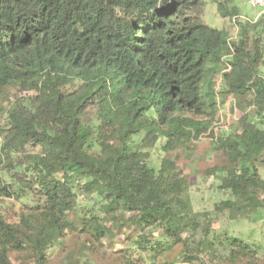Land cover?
I'll return each instance as SVG.
<instances>
[{
    "label": "trees",
    "instance_id": "trees-1",
    "mask_svg": "<svg viewBox=\"0 0 264 264\" xmlns=\"http://www.w3.org/2000/svg\"><path fill=\"white\" fill-rule=\"evenodd\" d=\"M202 5L0 0V197L37 198L17 220L0 213V264L26 250L42 264L46 248L71 230L110 240L107 222L122 221L121 213L130 214L127 224L137 230L128 253L138 250L149 259L140 264H153L177 243L186 264H205L200 255L213 264H253L257 253L264 258L258 243L213 225L223 215L251 219L264 209V78L258 70L264 42L249 39L250 27L260 23L241 24L238 41L229 42L225 30L200 21ZM230 46L234 54L219 94H247L243 109L251 110L219 134L213 149L221 163L206 171L229 197L198 212L176 161L165 157L155 167L149 149L166 138L162 149L172 151L207 129L217 111L215 78ZM90 102L98 106L99 123L78 117ZM80 192L94 195L98 210L80 204ZM156 228L158 237L151 234Z\"/></svg>",
    "mask_w": 264,
    "mask_h": 264
},
{
    "label": "rangeland",
    "instance_id": "rangeland-1",
    "mask_svg": "<svg viewBox=\"0 0 264 264\" xmlns=\"http://www.w3.org/2000/svg\"><path fill=\"white\" fill-rule=\"evenodd\" d=\"M218 3L221 4V9L218 8ZM221 11L231 12L223 15ZM258 8L253 7L246 0H203L201 13L199 15L200 21L210 27L225 30L230 42H237L239 38L240 26L243 23L255 25L260 23L257 28L249 30V39L252 42L254 39L262 36L264 42V19L259 18L255 21L254 17ZM233 12V13H232ZM244 16L248 20L240 21L235 25L231 23L233 16ZM262 57L259 63V74L264 78V44L260 46ZM225 64H222V68ZM216 85L221 88L220 75H216ZM218 90V91H219ZM14 90L12 93L14 94ZM32 94V92H30ZM29 93V94H30ZM24 94V93H23ZM22 94V95H23ZM12 95L10 100H13ZM250 96H233L232 94L220 95L217 105V111L214 118L211 120L207 129L203 131L197 138H191L185 145L165 152L162 148L166 142V138H160L155 141L154 145L149 149L148 162L158 167L162 158L169 157L174 159L183 173L188 179L190 188V199L195 211H210L216 202L229 197L226 191L218 188L219 181L212 175L206 173L207 168L221 163V153L213 149V145L217 142L221 132H228L233 130L236 126V120L245 111L251 108L243 109V104L247 103ZM6 106L9 102L5 103ZM232 107L237 110L232 111ZM97 105L90 102L89 106L80 111L78 117L83 122L99 123L96 115ZM204 118V117H203ZM1 117V122H3ZM264 128V125H261ZM2 133L0 132V143L2 141ZM139 139L140 137H133ZM264 175V174H263ZM74 184H83V179L72 178ZM78 201L80 204L93 203L95 209L98 210V203H96L94 195L87 196V194L80 192ZM37 198L14 199L0 197V213L8 220H17L22 212H27L28 206H34ZM102 212L100 211V214ZM129 213H121L119 217H123L122 221H115L110 219L107 224L113 233V238H102L99 242L93 240L87 233L83 231L71 230L66 231V235L59 239V241L46 248L42 264H124L123 260L149 262L147 255L136 250L133 253H128L131 248L132 239L137 230L132 225L127 224L126 219ZM77 214H71L73 220H76ZM215 228L225 230L229 234L235 236L249 238L255 243H258L264 249V209H262L255 218L251 219H236L230 220L227 216H220L213 223ZM152 236L158 237L160 230L151 229ZM150 234V233H149ZM185 237V234L182 235ZM181 248V244H173L172 250L159 255L154 258L153 264H162L165 261H174V264H186L178 256L177 252ZM141 255L143 259L141 260ZM205 264H213L209 262L207 255H200ZM126 257V258H125ZM262 253L255 254L250 261L253 264L263 261ZM10 264H39L31 255L30 250L23 252H11L9 254ZM198 264V263H197ZM215 264H230L229 262L215 263ZM246 264V260L240 262Z\"/></svg>",
    "mask_w": 264,
    "mask_h": 264
},
{
    "label": "built area",
    "instance_id": "built-area-1",
    "mask_svg": "<svg viewBox=\"0 0 264 264\" xmlns=\"http://www.w3.org/2000/svg\"><path fill=\"white\" fill-rule=\"evenodd\" d=\"M248 3H250L253 7H255V8H258V12H256V14H255V17H254V19H255V21L257 20V19H259V18H263L264 19V0H246ZM244 20H248L246 17H244V16H233L232 18H231V23L233 24V25H235V27L237 28V24L240 22V21H244ZM229 42H230V38H228L227 39ZM233 54H234V52H233V48H232V46H230V48H229V53L228 54H226V55H224L223 57H222V64L224 63L225 64V67L224 68H222L220 71H219V75H220V78H221V82H222V79H223V73L224 72H227V71H229V69H230V64H229V62H228V58H231L232 56H233ZM217 74V75H218ZM219 86L218 85H216V82H215V86H214V92H215V95H216V99H217V101L219 100V97H220V94H219ZM217 105H218V102H217ZM250 108V107H249ZM231 109H232V111H235V110H237V108L236 107H232L231 106ZM246 112V111H245ZM244 113V112H243ZM242 113V114H243ZM241 114V115H242ZM241 115L238 117V119L236 120V123L238 122V120H239V118L241 117ZM203 133V132H202ZM201 133V134H202ZM200 134V135H201Z\"/></svg>",
    "mask_w": 264,
    "mask_h": 264
}]
</instances>
